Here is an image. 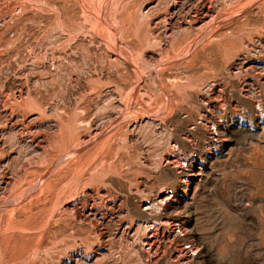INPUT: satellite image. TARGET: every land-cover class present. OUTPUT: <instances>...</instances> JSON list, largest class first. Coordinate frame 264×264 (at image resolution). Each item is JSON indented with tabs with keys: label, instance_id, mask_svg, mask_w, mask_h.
<instances>
[{
	"label": "rangeland",
	"instance_id": "obj_1",
	"mask_svg": "<svg viewBox=\"0 0 264 264\" xmlns=\"http://www.w3.org/2000/svg\"><path fill=\"white\" fill-rule=\"evenodd\" d=\"M0 264H264V0H0Z\"/></svg>",
	"mask_w": 264,
	"mask_h": 264
},
{
	"label": "built area",
	"instance_id": "obj_2",
	"mask_svg": "<svg viewBox=\"0 0 264 264\" xmlns=\"http://www.w3.org/2000/svg\"><path fill=\"white\" fill-rule=\"evenodd\" d=\"M228 117L227 116H221L219 119H218V122L215 123L217 124L218 126H222V125H225L227 122H228ZM218 126H215L213 128V134H211L212 136L209 137L210 141L206 142L205 146L207 147V149H211V147L215 144V141L214 140H217V138H215L216 134L215 132L217 133V128ZM210 151V150H209ZM198 157V151L193 149L190 154H189V157L191 159H194V157Z\"/></svg>",
	"mask_w": 264,
	"mask_h": 264
},
{
	"label": "bare ground",
	"instance_id": "obj_3",
	"mask_svg": "<svg viewBox=\"0 0 264 264\" xmlns=\"http://www.w3.org/2000/svg\"><path fill=\"white\" fill-rule=\"evenodd\" d=\"M174 161H175V160H174ZM164 198H165V197H164ZM166 198L169 199L167 196H166ZM160 199H161V198H160ZM162 199H163V198H162ZM161 202H162V201H161ZM146 205H147V204H146ZM178 223H179V222H178ZM176 224H177V223H176ZM174 225H175V224H172V225L170 224L169 227H171V229L173 230V228H175V227H173ZM180 225H181V224H180ZM162 229H163V228H162ZM179 230H180V229H179ZM151 235H152V234H151ZM149 238H150V237H149ZM153 239H154V238H153ZM146 241H147V240H146ZM149 242H150V241H149ZM152 242H153V241H152ZM145 244H146V243H145ZM147 244H148V243H147ZM139 245H140V244H139ZM135 246H137V245H135ZM135 246H134V247H135ZM144 246H145V245H144ZM134 247H133V249H134ZM137 247H138V246H137ZM148 248H149V247H148ZM150 248H151V247H150ZM158 248H159V247H158ZM135 249H137V248H135ZM138 249H139V248H138ZM138 249H137V250H138ZM141 250H142V249H141ZM143 250H144V249H143ZM145 250H146V249H145ZM138 252H139V251H138ZM134 253H136V252H134ZM141 253H142V252H141ZM141 253H140V254H141ZM144 253H145V252H144ZM149 253H150V252H149ZM147 254H148V253H147ZM150 254H151V253H150ZM152 256H154V255H152ZM143 258H144V257H143ZM143 258H142V259H143ZM147 260H148V259H147ZM152 260H153V259H152ZM152 260H151V262L155 263V262L152 261ZM145 261H146V260H145ZM148 261H149V260H148ZM155 261H156V260H155ZM149 262H150V261H149ZM151 262H150V263H151Z\"/></svg>",
	"mask_w": 264,
	"mask_h": 264
}]
</instances>
